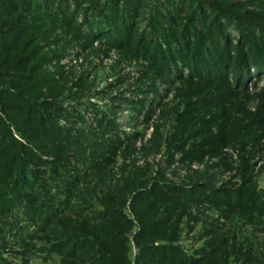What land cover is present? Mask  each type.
I'll list each match as a JSON object with an SVG mask.
<instances>
[{"label":"rangeland","instance_id":"obj_1","mask_svg":"<svg viewBox=\"0 0 264 264\" xmlns=\"http://www.w3.org/2000/svg\"><path fill=\"white\" fill-rule=\"evenodd\" d=\"M92 1L99 8L108 2ZM207 1L248 13L264 32V0ZM171 3L135 0L129 11L132 40L149 29L151 20L179 31L186 12L175 16L176 0ZM67 5L75 11L74 0ZM84 9L93 14L87 1ZM177 17L182 18L174 21ZM84 18V11L77 12L73 27L43 19L46 27L35 32L42 36L36 42V61L44 58L35 74L49 80L36 100L37 111L48 119L51 115L62 132L80 143L57 157L32 148L42 159L35 163L41 164L39 183L53 195L70 189L66 180L76 186L68 198L56 195L68 207L45 228L21 201L0 211V264H91L99 258L91 251V241L102 244V234L69 237L64 229L88 223V229L110 227V232L113 225L103 214L109 209L130 221L131 229L124 230L119 220L114 226L121 236L112 231L115 243L103 248L112 245L115 249L108 247L107 254L118 255L125 239L128 264H134L140 220L132 202L138 192L154 188L164 191L155 199L160 216L174 201L182 203L169 219L177 227L174 246L188 258L201 264H264V214L250 210L252 204H264V72L253 71L239 88L232 85V77L229 86L195 79L179 63L165 77L153 70L147 56L94 35L99 28L90 32L82 26ZM227 31L236 44L238 33ZM27 39H18L19 52ZM42 102L55 105L48 108ZM0 118L18 144L34 147L16 126L21 117L11 118L2 109ZM185 192V197L180 195ZM243 195L248 198L239 197ZM236 202L244 207L237 208ZM149 204L155 206L153 199ZM156 217L154 210L148 218ZM72 249L76 257H70Z\"/></svg>","mask_w":264,"mask_h":264},{"label":"trees","instance_id":"obj_2","mask_svg":"<svg viewBox=\"0 0 264 264\" xmlns=\"http://www.w3.org/2000/svg\"><path fill=\"white\" fill-rule=\"evenodd\" d=\"M68 1L0 0V82L5 84V88L0 90V111L2 109L7 111L14 119L21 117V120H17L19 122L16 126L19 131H24L30 145L34 146L18 144L0 118V211H6L10 206L21 201L31 215L40 217L44 228L54 224L68 207L65 202L61 203L56 195L63 193L68 198L76 183L66 180L70 189L58 191L56 195L50 194V188L45 183H39L41 176L37 171L41 170L37 166L41 164L35 165V163L42 159L40 154L36 153L48 150L49 154L57 157L62 154V150L66 151L73 147L76 150L74 144L78 146L80 143L70 132H62L51 115H49L51 119H48L37 111L36 100L44 95L41 89L49 81L47 77L41 80L39 74H35L40 69L41 61L44 60L42 58L36 61L38 55L36 42L42 36H37L35 33L41 30L42 25L46 27V23L42 24L43 19L73 27L77 12L84 11L85 18L82 26H87L90 32L92 27L99 28L92 33L105 35L118 47L127 46L142 57L147 56L151 60L150 65L153 70L165 77L169 76L172 73L171 70L179 63L187 67L190 75L192 74L195 79L214 81L229 86L228 80L232 77L234 80L232 85L239 88L246 85L253 71L264 72L263 30L261 31L251 15L229 5L207 0H176V4H173L175 0H167L169 5L172 1L175 16L179 11L186 12L185 22L180 30L175 32L170 27L162 25L161 21L151 20L148 24L149 29L138 34L136 40H132L129 11L135 0H123V8H119L121 3L119 0H108L102 8L97 7V3L92 0H74V12L69 9ZM84 1H87L88 10L93 14L85 13L87 10L84 9ZM90 17H96L97 20H90ZM99 17L102 19L99 20ZM181 18L177 17L173 20L177 21ZM228 28L238 33L239 38L236 44L230 40ZM258 29L259 34L256 33ZM25 35H28V39L24 42V50L19 52L16 47L17 41ZM133 41L134 44L131 43ZM26 49H30L29 52ZM228 86H224L223 89ZM40 105L53 108L55 104L42 102ZM32 148L36 153L32 151ZM55 167L51 169L55 170ZM9 185L12 187H8ZM163 192L154 188L135 194L132 203L138 211L140 227L134 236L138 250L134 264H201L198 260L188 258L179 247L174 246L177 227L172 224L169 217L181 208L182 203L179 200L174 201L172 206L162 209V216H160L161 210L156 206L158 202L155 199L163 197ZM186 194L185 192L180 195L185 197ZM239 197L248 198L244 195ZM150 199H153L155 206L149 204ZM244 204L237 203L236 206L240 209L244 207ZM251 207L250 210L264 214V204H252ZM154 210L158 217L151 220L148 217ZM104 213L109 215L105 217L110 218L109 221L113 226L119 225V220H123L124 230L131 229V222L124 219L121 213L113 209ZM98 217L105 219L103 216L98 215L96 218ZM87 225L88 223H75L70 225L68 230L64 229L63 234L69 237H77L76 235L80 234L86 238L88 234H102V244L90 240L91 251L99 256L90 263L128 264L125 239L118 245H122L116 250L118 255L107 254L108 247L115 249L112 245L103 248L104 244L115 243L113 242L116 240L115 235L121 236L122 231L118 232L116 226H112L114 235L112 231L107 230L110 227L88 229ZM162 242L166 243L162 244ZM77 245L75 249L79 246ZM72 248L74 249L73 246ZM74 251L71 252L70 257H76Z\"/></svg>","mask_w":264,"mask_h":264}]
</instances>
